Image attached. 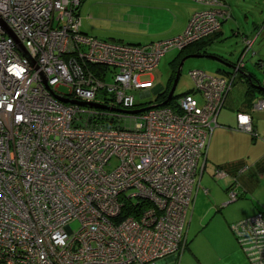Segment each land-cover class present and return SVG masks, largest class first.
<instances>
[{"label": "built area", "instance_id": "obj_1", "mask_svg": "<svg viewBox=\"0 0 264 264\" xmlns=\"http://www.w3.org/2000/svg\"><path fill=\"white\" fill-rule=\"evenodd\" d=\"M82 1L0 0V264H158L181 254L199 163L244 65L242 55L228 76L190 70L201 105L182 94L179 110L125 113L139 109L133 92L149 94L165 52L217 32L230 6L193 0L202 9L183 32L127 44L80 32ZM236 119L253 131L249 114ZM230 228L251 264H264L263 212Z\"/></svg>", "mask_w": 264, "mask_h": 264}, {"label": "crops", "instance_id": "obj_2", "mask_svg": "<svg viewBox=\"0 0 264 264\" xmlns=\"http://www.w3.org/2000/svg\"><path fill=\"white\" fill-rule=\"evenodd\" d=\"M187 24L182 25L175 35L183 32ZM262 24L264 25V22ZM263 25L260 29L262 31ZM256 28L259 26L256 25ZM220 30L221 28L215 38L221 33ZM235 34L238 35L239 32ZM257 36L258 33L253 38L244 36L243 40L252 39L253 46ZM263 46L264 37L252 51V67L246 62L249 51L242 60L243 75L250 78L249 73H252L262 86L264 80L262 81L255 69L260 68L264 73V52L261 48ZM225 66L229 68L217 67L216 72L218 69L227 72L232 70V65ZM247 87L246 80L237 79L217 115L218 125L210 137L206 156L200 160L202 169L196 178L198 186L184 226V251L175 258L158 264H250L230 228L232 223L260 211L264 215V95L256 94L251 103L246 95ZM259 100L263 101V104L255 105ZM240 112L250 115L252 126L260 138H253L236 128V115ZM217 168L224 169L228 175L215 179L213 174ZM232 175H237L236 181L231 178ZM228 188L238 190V199L222 205L228 200Z\"/></svg>", "mask_w": 264, "mask_h": 264}, {"label": "rangeland", "instance_id": "obj_3", "mask_svg": "<svg viewBox=\"0 0 264 264\" xmlns=\"http://www.w3.org/2000/svg\"><path fill=\"white\" fill-rule=\"evenodd\" d=\"M226 2L231 9V17L222 22L219 31L221 33L216 38L214 36L213 41L208 43L204 50L207 54L223 57L227 62H236L245 47L243 37L253 38L256 33H260L256 37L252 49L246 55L248 66L252 67L253 62L250 61L254 57L252 51L256 49L264 37V25L262 24L264 22V0H226ZM78 9L81 17L80 32L83 34L119 43L147 44L175 35L180 31L182 25L187 24L193 12L202 9V5L193 0H85L82 1ZM256 25L259 26L258 29ZM262 25L263 31L260 30ZM236 32L239 34L236 35ZM261 48L264 52V46ZM179 52L178 49H170L160 58L156 68L151 73L154 76H151L154 86L165 87L167 85L171 74L170 63L178 56ZM217 67L229 68L223 62L208 57L186 58L180 69L174 96L189 91L195 96L199 104L203 103L201 93L194 90L195 83L189 71L200 69L209 75H218ZM255 72L263 81L262 69L256 68ZM142 78L147 79L149 76L145 75ZM106 81L108 83L113 81L110 73H108ZM57 89L61 92L67 91V88L63 86ZM139 92H133L137 103H148L153 101L155 97L152 89H150L149 95L141 96ZM161 102L150 103L147 106ZM176 104L170 106L167 103L155 108L167 106L179 110ZM120 124L129 126L128 122L124 123L123 120ZM111 163L115 165L116 159L113 158ZM226 202H229V199L222 205H225ZM71 226L76 229L78 223L74 221Z\"/></svg>", "mask_w": 264, "mask_h": 264}, {"label": "trees", "instance_id": "obj_4", "mask_svg": "<svg viewBox=\"0 0 264 264\" xmlns=\"http://www.w3.org/2000/svg\"><path fill=\"white\" fill-rule=\"evenodd\" d=\"M218 33V31L217 32H215L214 34H212V35H209V36H207V37H205V38H202V39H200V40H198V41H196V42H193V43H191V44H189V45H187L186 47H184L183 49H181V50H179L180 52H179V54H178V56L170 63V66H171V74H170V78L168 79V83H167V85L165 86V87H163V89L159 92V93H157V94H155V97H154V99H153V101H150V102H148V103H136V107L137 108H140V107H144V106H147L148 104H150V103H156V102H161L163 99H165L166 98V96H167V94H168V92H169V90H170V88H171V85H172V83H173V79H174V77H175V73H176V69H177V66H178V64H179V60L184 56V55H186V54H189V53H204V54H206L207 52L204 50V48L207 46V44L208 43H210L211 41H213V37L216 35ZM258 35H259V33H258ZM172 37V36H171ZM167 38H169V37H167ZM153 42V41H152ZM128 44H131V43H128ZM253 44V43H252ZM251 48H249L248 50H246V48L244 47V49H243V51L241 52V54L239 55V58L243 55V57H244V55L250 50ZM221 57V56H220ZM222 58V57H221ZM224 59V58H223ZM225 60V59H224ZM239 60V59H238ZM237 60V61H238ZM243 60V59H242ZM226 61V60H225ZM229 63V65H234L232 62H228ZM259 63V62H258ZM102 69H104V70H106V69H109V68H107L106 66H104V67H102ZM232 71V70H231ZM231 71L230 72H227V71H222V70H220V69H218L217 70V73H220V74H222L221 76H228V74L229 73H231ZM237 76L235 77V79H234V81H233V84H232V86L234 85V83L236 82V80L237 79H240V80H246L247 82H248V87H247V90H246V95L250 98V102L252 103V100L251 99H253L254 98V96L256 95V94H262V95H264V92L263 91H261V90H258L257 88H256V84H258V85H260V83H259V81L257 80V78L252 74V73H249V77L250 78H246L244 75H243V72H242V69L239 71V72H237V74H236ZM232 86H231V88H232ZM262 86V85H261ZM230 88V89H231ZM230 89H229V91H230ZM194 90H195V88H194ZM229 91L227 92V94H226V96L228 95V93H229ZM183 94H192L191 92H186V93H183ZM178 96L179 95H177V96H174V93H173V95H172V97H171V100H170V102H168V105H170V106H174V104L176 103V98H178ZM226 96H225V99H226ZM225 99H224V102H225ZM250 103V104H251ZM202 104V103H201ZM201 104H199V105H201ZM224 105V104H223ZM252 128H253V131L252 132H246V133H248V134H250L253 138H260L259 136H258V134L256 133V131H255V128L252 126ZM214 130V129H213ZM213 130H212V132H213ZM245 132V131H244ZM254 133V134H253ZM211 135H212V133H211ZM210 141V140H209ZM209 144V143H208ZM217 169H219V170H221V171H223L224 172V176H226V175H228L227 174V172L224 170V169H222V168H217ZM216 171V170H215ZM213 176L215 177V179H217V178H219V177H216L215 176V173L213 174ZM237 177V175H232L231 176V178L234 180V181H236V178ZM197 178V177H196ZM228 190V192H227V194L229 193V191L230 190H234L235 192H236V199L234 200V201H236L237 199H238V190H236L235 188H228L227 189ZM194 194H195V191H194ZM193 197H194V195H193ZM193 201H194V199H193ZM234 201H231V202H234ZM192 205H193V202H192ZM191 205V206H192ZM191 206H190V208L188 209V212L190 211V209H191ZM187 215H188V213H187ZM186 247V246H185ZM244 252V251H243ZM244 254H245V252H244ZM245 256H246V254H245ZM246 258L248 259V257L246 256ZM248 261H249V259H248ZM250 262V261H249ZM250 264H251V262H250Z\"/></svg>", "mask_w": 264, "mask_h": 264}, {"label": "water", "instance_id": "obj_5", "mask_svg": "<svg viewBox=\"0 0 264 264\" xmlns=\"http://www.w3.org/2000/svg\"><path fill=\"white\" fill-rule=\"evenodd\" d=\"M11 36H13L11 33H10ZM23 54H27L26 50L23 49ZM188 57H208V58H212V59H215V60H218L220 62H223L224 64L226 65H229L228 63H226L221 57H218V56H215V55H210V54H204V53H190L188 55H185L179 62L178 66H177V69H176V73H175V77L173 79V83L171 85V88L168 92V95H167V98L165 100H163L161 103H158V104H155V105H151V106H147V107H143V108H139V109H133V110H122L123 112L125 113H133V114H136V113H139V112H142L144 110H147L149 108H152V107H156V106H162V105H166L168 103V101L171 99L173 93H174V90H175V87H176V84L178 82V78H179V75H180V69H181V66L183 64V61L188 58ZM256 88L258 90H261L264 92V86H261V85H258L256 84ZM163 89V87L161 85H156L152 88V91L154 94H157L159 93L161 90ZM57 99H59L60 101H63V102H68V103H78L80 105H88V106H93V107H99V108H105L104 106L102 105H99L97 103H93V102H78V101H74V100H70V99H66V98H60L58 96H56ZM172 258H175V256H168V257H165L163 258L162 260H160L159 262H162V261H165V260H168V259H172Z\"/></svg>", "mask_w": 264, "mask_h": 264}]
</instances>
